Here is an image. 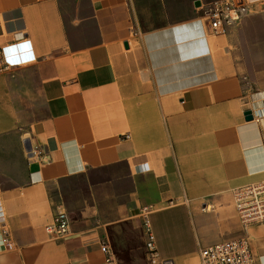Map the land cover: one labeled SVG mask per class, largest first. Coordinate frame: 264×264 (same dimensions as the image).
Returning <instances> with one entry per match:
<instances>
[{"label":"crops","instance_id":"crops-1","mask_svg":"<svg viewBox=\"0 0 264 264\" xmlns=\"http://www.w3.org/2000/svg\"><path fill=\"white\" fill-rule=\"evenodd\" d=\"M211 1L0 0V204L14 246L0 232V264H142L146 204L175 264L242 235L231 190L264 177V94L244 36L264 0H245L221 34ZM25 41L32 60L7 64L2 48ZM61 211L71 235L56 239L45 226ZM249 236L264 264V223Z\"/></svg>","mask_w":264,"mask_h":264},{"label":"built area","instance_id":"built-area-1","mask_svg":"<svg viewBox=\"0 0 264 264\" xmlns=\"http://www.w3.org/2000/svg\"><path fill=\"white\" fill-rule=\"evenodd\" d=\"M211 31L215 34L226 33L247 13L245 0H213L203 5ZM24 46L17 44L2 48L7 64L30 61L33 53L28 41ZM31 156L46 157L42 149L36 147L29 151ZM233 203L238 215L242 235L225 239L210 245L199 247L201 264H258L250 242L249 230L252 226L264 223V177L257 182L237 186L231 190ZM209 208L207 206L204 207ZM203 208V209H204ZM155 205L146 204L140 208L142 232L145 237V250L149 264H175L171 259L162 257L153 228L152 214ZM46 231L56 239H65L71 235V219L66 211H61L45 226ZM0 232L2 241L8 249H12L10 230L6 214L0 204ZM102 251L109 253L107 244H102Z\"/></svg>","mask_w":264,"mask_h":264},{"label":"rangeland","instance_id":"rangeland-1","mask_svg":"<svg viewBox=\"0 0 264 264\" xmlns=\"http://www.w3.org/2000/svg\"><path fill=\"white\" fill-rule=\"evenodd\" d=\"M255 12V11H254ZM251 10L247 25L249 30L246 32V41L244 44L252 48L249 52H247L248 56L252 60L254 66L251 69L254 73V92L259 93L262 92L264 94V9H260L259 12L254 13ZM261 97V95H258ZM147 256V255H146ZM142 264H148V259L143 255Z\"/></svg>","mask_w":264,"mask_h":264},{"label":"water","instance_id":"water-1","mask_svg":"<svg viewBox=\"0 0 264 264\" xmlns=\"http://www.w3.org/2000/svg\"><path fill=\"white\" fill-rule=\"evenodd\" d=\"M197 4H199V2H197ZM245 118H246V120H252V119H254L253 112L251 110H247L245 112Z\"/></svg>","mask_w":264,"mask_h":264}]
</instances>
